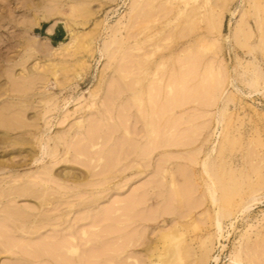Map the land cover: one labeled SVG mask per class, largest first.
<instances>
[{
    "label": "rangeland",
    "instance_id": "1",
    "mask_svg": "<svg viewBox=\"0 0 264 264\" xmlns=\"http://www.w3.org/2000/svg\"><path fill=\"white\" fill-rule=\"evenodd\" d=\"M48 1L51 0H0V104L12 101L7 92L10 72L16 78L28 72L33 76L45 74L46 77L39 76L32 84L37 94L15 100L28 106L26 122H32L36 112L42 111V116L49 113L46 115L50 124L45 129L52 127L48 140L51 150L62 139L61 151L69 149L70 161L56 166L49 160L45 165L36 163L32 156L40 157L38 143L36 137L25 133L28 127L8 134L0 129V162L9 161L11 154L16 163H22L14 168L13 174L19 180L29 181L27 189L30 190V186L31 190L39 189L45 167L54 168L57 177V182L48 184L47 193L53 199L48 205L40 206V200L31 197L11 203L18 221L15 224L9 222L10 227L0 223V249H10L0 253V264H198L203 247L201 241L216 233L212 226L215 212L206 196L208 189L202 163L208 156L218 162L227 133L230 138L239 137V143L225 152L226 161L244 173L261 165L264 175V163L261 162L264 158V89L250 96L247 86L250 76L243 75L239 68L226 75L229 81L235 80V87L227 85L225 94L233 101L222 117L219 115L224 104L220 100L213 101L209 89L197 87L185 104L174 103L175 107L169 109L166 104L169 99L177 100L180 86H176L174 94L169 93L166 85L171 78L166 73L174 61L178 62L176 70L182 65L179 56L171 55L179 42H184L169 39L168 32L176 26V20L159 25L157 29L154 20H150L153 17L148 16L152 13L146 0H89L83 2V7L76 6L77 0H58V3L50 4L55 16L46 20L44 16L48 9L44 7ZM171 1L174 4L178 0ZM185 1L196 5L201 0ZM134 2H140L141 6L142 17L138 20H149L145 24V34L139 33L144 38L142 50L132 38L135 32L142 31L134 29L135 23L126 31L117 32L121 27L117 25L118 20L129 12ZM253 3L254 0H220L216 3L221 6L216 10L221 9L223 19L220 32L209 35L216 43V49L209 48L205 67L216 69L219 61H223L222 65L234 66L236 55L250 59L245 55L250 50L240 44L242 37L232 38L237 22L241 23L246 16L252 31L247 42L255 47L253 55H256L264 76L262 34L256 23ZM256 3L264 5V0H256ZM122 20L125 24L128 21L127 18ZM115 36L124 39L127 46L115 59H110L105 43L118 40ZM228 36L231 41L227 40ZM145 51L152 54L147 62L143 56ZM141 56L149 66V70L141 74L143 85L140 88L144 97L148 99L151 81L158 79V74L164 77L165 87L156 99L162 113L158 115L161 123L158 121L155 148L150 147L142 110L129 89L138 74L136 58ZM161 61L166 62L165 69L158 65ZM121 71L128 74L127 81L121 77ZM197 83L193 80L192 88ZM92 90L98 94L92 110L99 108L101 111L93 120L97 128L94 143L99 144L96 149L90 145V134L74 140L67 136L68 124L86 112L62 123L65 104L69 107L68 113H73L81 105L92 102L89 94ZM46 92L49 98L40 95H46ZM147 109L153 116L157 112L153 108ZM39 123L44 127L46 121ZM129 129L138 136V142L127 139L123 131ZM35 130L30 127V131ZM10 143L12 145L8 146ZM140 143L141 148L138 147ZM12 148H15L14 152H5ZM138 152H150L141 161L143 168L140 171L133 168L137 162H132ZM100 155L105 164H111L110 171L115 173L108 181L102 173L98 177L90 174V161L97 160ZM118 159H121L120 163ZM98 163L103 164V161ZM129 165L133 167L127 170ZM122 166L127 170L123 180L114 179ZM165 170L175 174L181 189L185 190L181 204ZM136 193L141 197L130 206L128 200ZM261 197L262 200L242 218L223 223V234L213 245L209 264H232L233 255L240 250L246 259L249 258L247 254L252 253L264 259V192ZM184 212L192 217L184 218L185 226L179 230L173 224L178 217L186 215ZM59 223L60 232L56 230ZM22 227L32 235L20 231ZM164 232L172 237L163 238ZM258 235L262 237L259 240ZM72 238L79 247L77 254L67 252L74 244ZM172 248L180 253L168 257L162 254ZM215 257L219 258L217 262Z\"/></svg>",
    "mask_w": 264,
    "mask_h": 264
},
{
    "label": "bare ground",
    "instance_id": "2",
    "mask_svg": "<svg viewBox=\"0 0 264 264\" xmlns=\"http://www.w3.org/2000/svg\"><path fill=\"white\" fill-rule=\"evenodd\" d=\"M76 6L83 7V2L89 1V0H77ZM92 1V0H90ZM109 1V0H105ZM148 3V6L150 7V12L152 14H148V16L153 17L150 20H154L156 23V28L158 29L159 25H164V23L167 25L171 22L177 21L176 26L173 27V29L169 30L168 35L169 39H176V40H184V42H179L180 44L175 47V50L172 52L173 55L171 57L176 56V58L179 56V62L180 68L176 70V63L177 61H174L171 63L169 71L166 73V75L170 76V82L167 83L166 88L169 93H173L177 91L176 86H180V89L178 91L179 97L177 100L169 99L166 106L170 109L171 107H175L176 103L179 104H185L191 97L192 91L197 87L198 89H209L210 95L212 96L213 101H221L224 105V108L219 115V117H222L224 113L227 111L229 104L233 101V98L231 99V96L225 94V91L227 89V85L231 84L234 86V79L228 80L227 76L228 71L236 72L237 69L241 68L244 72L243 75L249 74V83L247 84L249 89L250 96L258 92L260 89H264V76L262 74V69L260 67V64L258 62V59L256 55H253V51H255V47L251 46L247 40L252 37V31H250L249 27V21L248 18L245 16L240 21L237 22V25L235 26L232 34V38L237 40L238 36L242 37V40L240 41V44L246 48H248L250 51L249 53L245 54L250 57L249 60H245L244 58H240L238 55H236V63L234 66H226L224 63L222 65L223 61H219L220 65L215 68L211 67H205L206 61V53L209 51V48L213 47V50L216 49V43L212 42V39L209 35L219 33L223 14L219 10H216V7L221 8V6L217 5L218 1L220 0H214V3L210 4L209 0H201L196 5H191L190 2L185 0H178L173 4L171 0H146ZM213 1V0H212ZM51 3H58V0H51L47 2V5L44 7L45 9H48L44 19L48 20L53 18L55 15L52 13V7H50ZM134 3H137L134 4ZM130 8L129 12L126 13V15L122 16L118 22L117 25H120V29L117 30V32H120L122 29L125 31L127 28H130L132 24H134V29H137L141 32H135L132 35V38L134 39L135 45L141 47L142 43L144 42V38H141L140 35L145 34V30H147V27H145V24L149 21L144 20H138V17H142L140 15V8L141 6L138 4L140 2H134ZM49 5V6H48ZM59 5L61 3L59 2ZM252 8L256 10L257 16L256 17V23L258 26V29L260 30L262 34L261 42H263V45L261 49L264 51V5H261L259 3H256V0H254V3L252 4ZM217 11V12H216ZM263 11V12H261ZM233 16H235V13H233ZM123 18H127L128 21L125 24L122 20ZM163 22V23H162ZM251 32V33H250ZM140 33V35H139ZM167 34V33H166ZM118 40H112L109 43H105V50L108 54V57L110 59H115L117 53L125 50V46L127 44L125 43L124 39L123 41L120 40L115 36ZM227 40L231 41V36H228ZM143 48H140L139 50H142ZM180 50V51H179ZM257 50V49H256ZM179 51V52H178ZM178 52V53H177ZM149 52H144L143 56L146 57V62L148 61L147 58L151 56L152 54H148ZM148 54V55H147ZM138 60L137 69L138 74L136 78L134 79V83L131 85L130 91L132 93V96L135 100V102L139 105V108L142 110L141 114L145 120V131H147V135L150 137V147H154L157 143V132H158V126L160 125V119L158 115H161L162 109H159V106L156 104V99L158 95L160 94V90L165 87L164 84V77L160 76L158 74V79H155L154 81H151L150 85L148 86V99L144 97V93L142 88L143 80L142 75L146 71L149 70V66L145 65V62L141 56V58H136ZM181 59V60H180ZM28 60V59H27ZM26 60V61H27ZM166 63V62H165ZM162 63V61L158 64L160 68H166L167 64ZM163 69V70H164ZM10 86L8 87L7 92L9 91L10 96L12 98V101H7L5 104L4 102L0 104V129H3L2 131L6 134L11 131L18 130L20 128L26 129L25 133L30 136L36 137L37 143H38V153L40 154V157L37 155L36 157L32 156L33 161L38 163L42 162L44 165L46 164L45 161L49 160L51 165H59L60 163L69 162L70 158L68 157L70 152L69 149H62L60 148V144L64 145V142L62 139H60L57 143H55V149L51 150L50 143L48 140H50V131L52 127L45 129L46 126L50 124V122L47 121V115L49 114H42V111L36 112L34 114V118H32V122H26V114L28 111V106L23 104V102H16L15 99H25V98H31L37 93H34L33 90V83L36 82L37 79L40 77H44L45 74H36V75H30L28 72L25 75H22L20 78H16L15 74L13 72H10ZM14 75V78H13ZM121 77H123L124 80L126 75H128L126 72L121 71L120 72ZM156 75V73H155ZM9 76V72H8ZM40 76V77H39ZM160 76V77H159ZM165 76V75H164ZM46 77V76H45ZM193 80H197V84L192 88V82ZM127 81V80H126ZM141 87V88H140ZM208 87V88H207ZM90 103H87L86 105H81L78 110L73 111V113H68L69 107L66 106L63 107V109H66L65 115L63 117V122H66V120H69L70 118H73L74 115L79 114L80 112H86L87 114H81V116H77L74 119V122L71 121L68 124L69 130L67 132L68 138L74 140L75 137L83 136L86 137L87 134L91 135L92 142L90 143L92 148H98V143H94L97 133V128L95 126V122L93 120L98 117V114L101 113L99 108H96L95 110H92L95 104L97 103V97L98 94L95 93L94 90L90 91ZM42 96H47L48 93L46 92V95L44 93H40ZM153 96V98H152ZM48 98L50 97L47 96ZM173 98V97H172ZM50 100V99H49ZM155 100V101H154ZM69 101V100H68ZM148 103V104H147ZM4 104V105H3ZM47 107V105H46ZM51 108V106H48ZM153 108L155 112L154 116L150 114L148 109ZM47 109V108H46ZM45 109V111H46ZM60 110V107H59ZM88 110L90 111L88 113ZM148 110V111H147ZM44 111V110H43ZM168 111V110H167ZM166 111V112H167ZM48 112V111H47ZM173 111L169 112L172 113ZM46 116V117H45ZM230 117V116H229ZM228 117V119H229ZM221 119V118H220ZM218 118V123H221V120ZM44 120L46 121L45 126H41L39 121ZM158 121L160 122L158 124ZM73 122V123H72ZM30 127L36 128L34 132L30 131ZM5 130V131H4ZM123 133L126 135L127 139L129 141H132L135 143L137 141V135H134L130 129L124 130ZM229 134H225L223 143L221 145V151L219 155V160L216 162V160H213L211 156H208L202 163V170L203 173L206 176L205 182L207 183V189L208 194L206 196L209 198L210 202L212 203L211 207L213 211L215 212L213 216V223L216 229V233L213 237V234H211L210 237H207L205 240L201 241L202 243V253L199 255L198 264H209L212 259V249L215 241H217L220 236L223 234V223L226 221H232L235 219H240L242 216H244L252 207H254L259 201L262 200V192H264V175L262 173L263 167L261 165H255L253 166V169L250 171V173H244L241 170L233 168L225 159V152L229 150L231 147L236 146V144L239 143V137L234 136L235 138H230ZM138 142V141H137ZM12 143H10L8 146H11ZM138 147H142V143L138 145ZM155 148V147H154ZM15 148L8 149L5 152H14ZM150 152H138L136 158L132 162H137L134 165V169L141 170L143 168V165L141 164V161L145 159V156L149 154ZM11 155V154H10ZM9 155V161H2L0 162V189L2 188V191L0 193V223L4 224L6 226L10 227L9 222L16 223L18 219L17 214L12 210L11 203L16 201L19 198H36L40 200V206L48 205L50 201L53 199L48 195L49 186L48 184L51 182H57L56 173L54 172V168L45 167L44 171V177L42 178V184H39L36 191L27 189L29 186V181H25L23 179L19 180L16 177V174H13L14 168L18 167V165H21L20 163H16L12 159V155ZM99 158L97 160L92 159L90 161V166L92 167L90 174L92 176L101 175L104 176V180L108 181L112 178V175L115 174L111 170V164H105L104 163V157L103 155L98 156ZM127 159V158H126ZM119 163L121 162V159H118ZM103 161V164H99L98 162ZM261 162L264 163V158L261 159ZM104 166V167H103ZM100 167V168H99ZM132 167L129 165L127 170ZM110 168V169H109ZM101 169V170H100ZM126 167L122 166L120 169L116 171L119 172L118 175L114 177L119 178L123 180V177L125 173L127 172ZM166 174L170 175L171 179V187L174 189V195L176 196V199L181 204V201H183L185 190L181 189L179 185V179L176 178L175 174H172L171 171L165 170ZM32 177H30L31 179ZM181 181V180H180ZM30 183L32 184L33 182ZM59 193V192H58ZM60 196H62L61 193H59ZM182 196V197H181ZM140 193H136L134 196H132L128 202L130 206L136 203L140 199ZM58 198V197H57ZM63 211V210H62ZM63 214L65 215V212L63 211ZM186 214V212H184ZM156 217V216H154ZM192 217L191 215H183L177 218L175 224H173L176 228L179 230L182 229V227L185 226V222H183L184 218ZM191 219V218H190ZM36 219H34V224L36 223ZM196 223V222H195ZM8 224V225H7ZM197 224V223H196ZM231 226H234V223L231 222ZM19 228L20 231H26L27 234L30 233V231ZM58 232L61 230V224H57ZM163 238H170L172 237L169 233H162ZM32 233H30V236ZM84 235H87L86 233ZM262 238L260 235L257 236V240ZM1 239V237H0ZM73 239V245H71V248L67 250V252L71 254H77L79 251V247L77 245L76 239ZM10 251V249H0L1 252ZM251 252V251H250ZM180 252H178L177 249H169L163 252L162 254L165 256H176ZM252 253V252H251ZM161 254V255H162ZM248 259L244 258L243 253L241 250L238 253H235L232 258V264H264V259H262L260 256H257L256 253H252V255H249ZM167 256V257H168ZM218 257H215V262L218 261ZM140 262L139 260L137 261ZM157 264H164V263H157Z\"/></svg>",
    "mask_w": 264,
    "mask_h": 264
}]
</instances>
